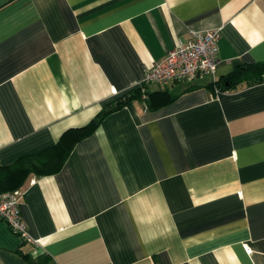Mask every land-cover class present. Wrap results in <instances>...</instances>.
<instances>
[{"label": "crops", "instance_id": "crops-1", "mask_svg": "<svg viewBox=\"0 0 264 264\" xmlns=\"http://www.w3.org/2000/svg\"><path fill=\"white\" fill-rule=\"evenodd\" d=\"M211 29L216 79L264 63V0H0V166L86 125ZM207 81L148 84L152 102L173 99L131 100L58 172L0 188L22 192L37 241L0 221V264H264V83Z\"/></svg>", "mask_w": 264, "mask_h": 264}, {"label": "trees", "instance_id": "trees-1", "mask_svg": "<svg viewBox=\"0 0 264 264\" xmlns=\"http://www.w3.org/2000/svg\"><path fill=\"white\" fill-rule=\"evenodd\" d=\"M264 83V63L255 62L251 64H237L225 76L216 79V81L208 80L202 87L212 89L214 93L228 90L238 85L253 86ZM200 87L197 84L189 85L184 91L193 90ZM159 98L153 102L147 98L144 101L146 109L156 108L160 104H164L173 99L166 92L160 93ZM140 99V92L137 89L130 90L125 96L119 98L115 102L107 105L100 110L86 125L66 130L51 147H48L36 154L25 155L16 159L8 166H0V188L17 187L26 175L33 173L37 176L52 175L58 172L74 145L84 137L92 134L98 127L100 122L110 113L119 110L123 105L131 100ZM141 100V99H140ZM156 101V102H155ZM119 103V105H116ZM22 242H26L23 241ZM24 257H26L24 255ZM30 264H44V260L40 258L29 259Z\"/></svg>", "mask_w": 264, "mask_h": 264}, {"label": "built area", "instance_id": "built-area-1", "mask_svg": "<svg viewBox=\"0 0 264 264\" xmlns=\"http://www.w3.org/2000/svg\"><path fill=\"white\" fill-rule=\"evenodd\" d=\"M219 38V30L211 29L193 32L188 39L178 42L162 59L145 70L142 80L134 88L139 90L141 101L146 100V86L150 83L165 86L174 82H190L198 77L216 81ZM215 91L217 93L216 89ZM21 198L22 192L18 189L0 191V221L20 240L37 243L29 236L21 218Z\"/></svg>", "mask_w": 264, "mask_h": 264}, {"label": "water", "instance_id": "water-1", "mask_svg": "<svg viewBox=\"0 0 264 264\" xmlns=\"http://www.w3.org/2000/svg\"><path fill=\"white\" fill-rule=\"evenodd\" d=\"M116 105H119V103H117Z\"/></svg>", "mask_w": 264, "mask_h": 264}]
</instances>
